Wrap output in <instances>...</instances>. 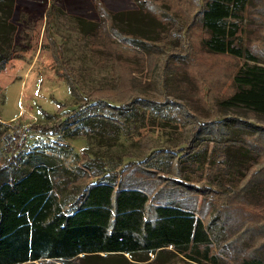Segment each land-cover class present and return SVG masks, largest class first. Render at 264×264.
I'll return each mask as SVG.
<instances>
[{"label": "trees", "instance_id": "1", "mask_svg": "<svg viewBox=\"0 0 264 264\" xmlns=\"http://www.w3.org/2000/svg\"><path fill=\"white\" fill-rule=\"evenodd\" d=\"M141 1L140 8L151 13L154 4ZM14 4L0 0V69L11 54ZM198 5L193 19L202 34L200 50L234 60L221 94L209 101L196 96L209 119L166 99L164 123L172 119L187 131L180 153L152 148L143 137L145 158L112 170L83 153L78 172L60 171L42 146L12 139L0 161V264H169L174 254L195 264H264V126L248 120H264V0H198ZM145 14L139 13L140 20ZM103 15L97 21L70 19L90 52L110 60V83L92 88L53 123H31L29 131L103 144L127 134L131 122L142 126L146 104L130 76L129 50L116 40L129 37L141 44L156 34L132 29L124 11ZM122 21L128 27L118 26ZM246 24L260 28L261 45L244 40ZM66 67L65 79L75 88ZM164 67L170 76L179 72ZM202 170L205 177L199 173L194 181ZM65 171L78 191L62 204Z\"/></svg>", "mask_w": 264, "mask_h": 264}, {"label": "rangeland", "instance_id": "2", "mask_svg": "<svg viewBox=\"0 0 264 264\" xmlns=\"http://www.w3.org/2000/svg\"><path fill=\"white\" fill-rule=\"evenodd\" d=\"M146 1L154 4L151 13L143 4L140 8L144 3L141 0H15L10 17L15 25L11 54L0 69V161L3 147L12 139L25 147L30 143V146H42L58 170L63 167L72 173L78 172L83 153H88L93 163L106 170L120 168L129 160H143L148 154L139 144L143 137L151 142L152 148L168 146L174 153H180L187 131L172 119L164 123L165 100H172L198 119H209L211 113L200 109L196 96L209 101L221 94L228 85L227 75L234 60L200 50L202 34L193 19V13L199 8L198 0ZM106 10L126 12L132 18V29L147 34L152 31L157 37L141 44L129 37L116 40L129 50L134 65L130 76L140 93L138 97L146 104L142 126L139 122H131L127 134L103 144L79 136L43 137L29 131L31 123H53L74 108L92 88L110 83V60L90 52L88 42L80 37L70 19L77 15L97 21L104 17ZM141 12L154 17L156 22L150 21L146 14V19L140 20ZM244 22H247L246 18ZM118 26L128 27L124 21ZM251 28L254 31H250ZM244 33L243 38L248 44H262L259 27L246 24ZM58 45L60 51H55ZM135 49L140 52L131 51ZM164 61L169 65L164 67ZM65 64L66 71L68 68L76 81L75 88H70L65 79ZM163 67L166 70L178 68L179 72L170 76ZM122 72L126 79L127 68L123 67ZM183 88L184 91L178 92ZM248 120L264 126V120ZM17 153L22 152L17 149ZM66 171L62 173L65 184L59 185L62 204L78 191L75 185L69 184L71 172ZM199 173L205 177L204 170L197 171L192 177L194 181H198ZM200 181L204 182L203 179ZM259 252L263 253L262 250ZM168 259L169 264H195L177 254Z\"/></svg>", "mask_w": 264, "mask_h": 264}]
</instances>
